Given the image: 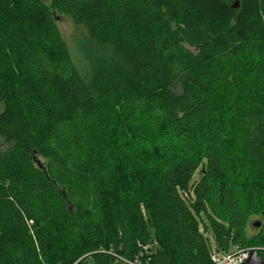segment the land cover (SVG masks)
I'll return each mask as SVG.
<instances>
[{
	"label": "trees",
	"instance_id": "trees-1",
	"mask_svg": "<svg viewBox=\"0 0 264 264\" xmlns=\"http://www.w3.org/2000/svg\"><path fill=\"white\" fill-rule=\"evenodd\" d=\"M0 138V264L264 261V0H0Z\"/></svg>",
	"mask_w": 264,
	"mask_h": 264
},
{
	"label": "rangeland",
	"instance_id": "rangeland-1",
	"mask_svg": "<svg viewBox=\"0 0 264 264\" xmlns=\"http://www.w3.org/2000/svg\"><path fill=\"white\" fill-rule=\"evenodd\" d=\"M58 31L68 48L74 65L82 72L85 77L102 61L106 64H113L116 61L114 52L110 46H100L93 42L83 24H75L70 18L62 16L57 20ZM9 148L2 138H0V151L4 153ZM254 221H259L254 220ZM260 222V221H259ZM251 230V234H253ZM212 246L213 236L208 233Z\"/></svg>",
	"mask_w": 264,
	"mask_h": 264
},
{
	"label": "built area",
	"instance_id": "built-area-1",
	"mask_svg": "<svg viewBox=\"0 0 264 264\" xmlns=\"http://www.w3.org/2000/svg\"><path fill=\"white\" fill-rule=\"evenodd\" d=\"M251 251L235 248L230 253L222 254L214 250L211 254V262L212 264H243Z\"/></svg>",
	"mask_w": 264,
	"mask_h": 264
},
{
	"label": "water",
	"instance_id": "water-1",
	"mask_svg": "<svg viewBox=\"0 0 264 264\" xmlns=\"http://www.w3.org/2000/svg\"><path fill=\"white\" fill-rule=\"evenodd\" d=\"M255 226L258 227L259 224H255ZM243 264H264V261L260 258L256 250H252L247 261H245Z\"/></svg>",
	"mask_w": 264,
	"mask_h": 264
}]
</instances>
